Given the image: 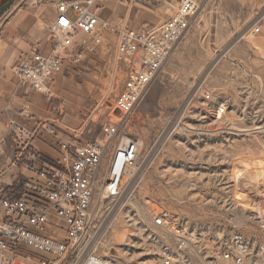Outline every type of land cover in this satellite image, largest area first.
Segmentation results:
<instances>
[{
	"label": "rangeland",
	"instance_id": "obj_1",
	"mask_svg": "<svg viewBox=\"0 0 264 264\" xmlns=\"http://www.w3.org/2000/svg\"><path fill=\"white\" fill-rule=\"evenodd\" d=\"M196 1L189 28L129 118L125 132L140 152L121 196L93 197L92 248L112 264H149L161 245L208 264L235 234L253 253L264 245V0ZM97 53L76 72L89 90L79 142H103L100 125L121 118L114 96L123 72L114 70L112 47ZM161 211L172 227L153 225Z\"/></svg>",
	"mask_w": 264,
	"mask_h": 264
},
{
	"label": "built area",
	"instance_id": "obj_2",
	"mask_svg": "<svg viewBox=\"0 0 264 264\" xmlns=\"http://www.w3.org/2000/svg\"><path fill=\"white\" fill-rule=\"evenodd\" d=\"M103 0H20L19 6L50 3L55 19L48 27L51 50L41 54L36 48L23 52L14 67L20 85L41 94L50 108L57 110L60 99L51 83L65 66L68 74L76 73L84 62V53L112 47L114 70L123 72V82L114 96L119 121L100 125L103 142L97 139L60 142L62 157L57 166L40 161L32 140L39 133L37 121L29 127L11 119L9 134L15 146L14 161L26 158L43 184L23 183L17 197H0V264H112L97 256L92 248L93 229L98 212L93 204L97 190L104 198L118 199L125 178L136 164L140 142L128 136L125 129L134 109L145 95L176 43L189 28L199 4L196 0H179L178 8L163 23L131 26L126 18L117 22L100 18ZM131 3L135 0H119ZM71 12V13H69ZM258 32L259 28H254ZM88 41L78 40V33ZM112 34V43L104 44V34ZM224 111L217 108V115ZM22 119H32L30 102L18 111ZM62 127L58 119L47 120L46 130L54 133ZM78 136L80 130H71ZM52 218L56 220L51 222ZM157 227H172L166 211L153 216ZM23 248L27 255L18 254ZM178 248L159 246L149 264H193ZM32 253L45 254L38 261ZM208 264H264V245L249 250L243 238L235 234L230 243L212 251Z\"/></svg>",
	"mask_w": 264,
	"mask_h": 264
},
{
	"label": "crops",
	"instance_id": "obj_3",
	"mask_svg": "<svg viewBox=\"0 0 264 264\" xmlns=\"http://www.w3.org/2000/svg\"><path fill=\"white\" fill-rule=\"evenodd\" d=\"M178 6L179 0H135L131 3L103 0L99 16L114 22L126 18L131 26L136 27L143 23H163ZM54 19L55 6L50 3H39L35 6H19L14 3L0 15V197L19 196L24 182L43 184V180L38 178L36 170L28 164L26 158H21L19 162L14 161L15 146L9 134L11 119L29 127L37 121L40 123L39 133L32 143L44 165H58L62 157L60 142L73 139L79 142L78 136L71 130L82 125L84 110L89 101V90L80 77L76 76L77 73L68 74L64 66L55 76L50 87L60 99V107L53 110L50 102L41 94L18 83L14 71L23 52L33 48L43 55L50 52L48 27ZM77 37L80 41H88V36L81 32ZM104 38L106 43L113 41L110 33L104 34ZM96 53L85 52L83 64L93 66L98 55ZM26 101L31 104V113L34 116L32 119L18 116V111ZM51 118L58 119L63 128L57 127L54 133L47 132V120Z\"/></svg>",
	"mask_w": 264,
	"mask_h": 264
},
{
	"label": "water",
	"instance_id": "obj_4",
	"mask_svg": "<svg viewBox=\"0 0 264 264\" xmlns=\"http://www.w3.org/2000/svg\"><path fill=\"white\" fill-rule=\"evenodd\" d=\"M13 4V0H5L2 4H0V15L7 11Z\"/></svg>",
	"mask_w": 264,
	"mask_h": 264
}]
</instances>
